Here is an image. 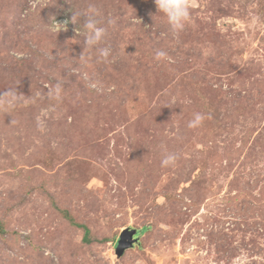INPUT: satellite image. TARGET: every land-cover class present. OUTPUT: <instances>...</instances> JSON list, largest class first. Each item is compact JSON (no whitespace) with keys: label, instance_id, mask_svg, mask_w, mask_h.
<instances>
[{"label":"rangeland","instance_id":"obj_1","mask_svg":"<svg viewBox=\"0 0 264 264\" xmlns=\"http://www.w3.org/2000/svg\"><path fill=\"white\" fill-rule=\"evenodd\" d=\"M188 6L176 36L154 0H0V93L27 98L0 109V264H264V0Z\"/></svg>","mask_w":264,"mask_h":264},{"label":"clouds","instance_id":"obj_2","mask_svg":"<svg viewBox=\"0 0 264 264\" xmlns=\"http://www.w3.org/2000/svg\"><path fill=\"white\" fill-rule=\"evenodd\" d=\"M157 11L164 14L167 18L168 25L170 26L174 35L178 36L183 31L186 23L190 20V11L188 0H154ZM77 16H83V27L86 30L84 45L88 48H93L106 36V29L101 26L102 20L98 18V13L95 9H90L88 12L77 13ZM73 20V17H71ZM67 21L57 23V30H61L60 26L66 25ZM99 54L104 59H107L111 54L110 48H100ZM158 58L166 57V53L158 52ZM62 86L56 84L49 91V97L59 101L61 99ZM27 98L22 93H18L17 89H8L4 93H0V109L8 111L14 109L17 105L26 103ZM205 116L199 112L193 115V118L188 122L189 128H197L202 125ZM177 160L175 154L169 153L161 161L162 167L173 166Z\"/></svg>","mask_w":264,"mask_h":264},{"label":"water","instance_id":"obj_3","mask_svg":"<svg viewBox=\"0 0 264 264\" xmlns=\"http://www.w3.org/2000/svg\"><path fill=\"white\" fill-rule=\"evenodd\" d=\"M136 232V228L125 227L122 229L114 250L116 257L120 258L125 250L132 248L138 242V238L134 237Z\"/></svg>","mask_w":264,"mask_h":264},{"label":"trees","instance_id":"obj_4","mask_svg":"<svg viewBox=\"0 0 264 264\" xmlns=\"http://www.w3.org/2000/svg\"><path fill=\"white\" fill-rule=\"evenodd\" d=\"M80 226L83 228V230H84V239H87V235L89 234V229L85 226V225H83V224H80ZM147 229V227H142L141 229H140V232H143V231H145ZM0 230H2V229H0Z\"/></svg>","mask_w":264,"mask_h":264},{"label":"flooded vegetation","instance_id":"obj_5","mask_svg":"<svg viewBox=\"0 0 264 264\" xmlns=\"http://www.w3.org/2000/svg\"><path fill=\"white\" fill-rule=\"evenodd\" d=\"M136 236V235H135Z\"/></svg>","mask_w":264,"mask_h":264}]
</instances>
